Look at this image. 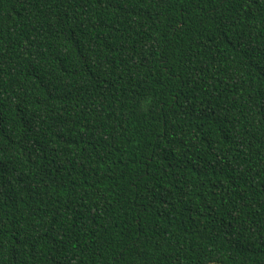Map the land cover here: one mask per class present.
Masks as SVG:
<instances>
[{
	"label": "trees",
	"instance_id": "1",
	"mask_svg": "<svg viewBox=\"0 0 264 264\" xmlns=\"http://www.w3.org/2000/svg\"><path fill=\"white\" fill-rule=\"evenodd\" d=\"M0 264H264V0H0Z\"/></svg>",
	"mask_w": 264,
	"mask_h": 264
}]
</instances>
